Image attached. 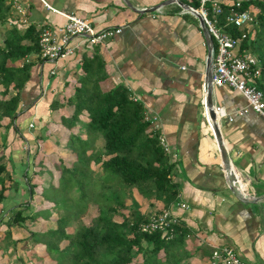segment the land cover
<instances>
[{"label": "crops", "instance_id": "0c3cea01", "mask_svg": "<svg viewBox=\"0 0 264 264\" xmlns=\"http://www.w3.org/2000/svg\"><path fill=\"white\" fill-rule=\"evenodd\" d=\"M44 1L56 11L45 7L41 0H20L26 6V24L20 23L14 10L11 20L22 27L32 24L37 31L42 27L55 29L65 20L61 13L73 12L96 30L117 26L121 30L94 44L72 37L74 53L55 61H43L35 53L26 56L31 65L28 79L19 91L15 128L0 126V135L6 136L3 147L6 169L10 171L13 164L14 179L13 183L6 182L9 188L3 205L10 206L27 197L22 173L28 155L53 156L51 148L61 153L51 161L43 156V170L34 166L33 180L42 182L51 175L45 165L52 168V180L56 183L54 174L58 171L52 164L59 160L69 164L75 159L64 145L67 129L60 124V115L70 110L65 98L78 83L82 59L97 53L105 71L101 86L124 85L131 97L141 102L145 114L157 117L152 127L167 146L165 153L172 165L170 178L177 186L175 202L188 205L182 208L173 203L169 207L178 222L189 230L185 247L191 255L185 264H207L211 249L221 244L232 247L245 264H264V196L242 202L224 182L217 142L202 104L205 39L197 17L178 4L180 1L189 5V0H165L150 11L141 9L161 0H128L134 8L124 0ZM233 1L222 0V8L226 6L230 11ZM234 51L248 53L239 45ZM211 99L213 105L221 106L225 112L218 117V126L242 191L246 195L263 193L264 119L247 107L238 90L226 84H213ZM53 101L59 102L58 107H51ZM43 171L47 172V179ZM34 189L33 199L38 204L37 187ZM143 200L146 201L139 197L137 201L144 215L160 208V203L152 199H147V207L143 208Z\"/></svg>", "mask_w": 264, "mask_h": 264}, {"label": "trees", "instance_id": "16d2710c", "mask_svg": "<svg viewBox=\"0 0 264 264\" xmlns=\"http://www.w3.org/2000/svg\"><path fill=\"white\" fill-rule=\"evenodd\" d=\"M189 2L196 6L195 0ZM243 8L254 15V23L239 47L255 56L259 73L253 82L264 92V0H239L236 9ZM11 10L6 0H0V126L4 128L10 125L15 128L19 91L28 79L31 65L25 57L38 51L39 31L32 24L22 27L13 22ZM229 12L223 6L221 18ZM224 28L232 35L241 31L232 24ZM103 65L97 53L84 57L78 83L65 98L70 110L60 115V124L67 129L64 145L75 159L69 165L62 160L53 163L60 165L59 169L57 165L54 167L60 170L56 185L62 194L43 192L45 187H56L50 178L43 182L33 180L34 166L39 170L43 166L42 161L35 160V153L33 158L27 156L22 173L27 197L19 203L3 205L9 188L6 182L14 179L13 164L9 171L4 160L6 136L0 135V225L4 226L0 264L12 260L14 264H28L15 254L19 239L12 235L14 225L25 220H40L42 224V228L28 229L25 236L19 237L27 242L25 250L31 249L39 264H185L190 257L185 247L189 232L185 224L177 221L170 235L167 230L148 233L138 228L148 215L139 211L132 190L140 198L160 203L158 211L176 201L177 186L170 178L172 165L159 143L158 133L144 119L141 102L133 99L122 84L103 88ZM58 104L53 101L51 107ZM99 137L103 138L100 148L95 145ZM7 160L11 162L10 158ZM91 160L99 171L88 178L85 174L93 172ZM95 180L99 182L95 185L98 189L93 190ZM34 187L40 197L38 204L33 199ZM89 201L96 206V213L85 223L81 215L85 214ZM38 246L42 250L36 252Z\"/></svg>", "mask_w": 264, "mask_h": 264}, {"label": "built area", "instance_id": "2783aa9c", "mask_svg": "<svg viewBox=\"0 0 264 264\" xmlns=\"http://www.w3.org/2000/svg\"><path fill=\"white\" fill-rule=\"evenodd\" d=\"M6 1L10 4L12 10L19 14L20 23L26 24V6L20 0ZM41 1L45 7L56 11L44 0ZM195 1L196 6L190 4L189 6L199 13L212 39L211 84H226L238 90L245 97L247 107L264 119V92L253 82L259 73L257 60L251 54L234 51L238 47L240 40L250 31L254 23V15L247 8L236 9L239 5V0H234L231 4L230 12L224 16L221 22L222 0ZM187 10L189 11V9ZM61 14L65 19L63 23L56 26L55 29L42 27L38 32V51L35 54L43 61H55L58 58L72 55L75 48V44L70 42L72 37H79V39L89 44H94L111 37L121 30L120 26L96 30L88 20L73 12H63ZM231 24L241 29L239 35H232L225 30L224 27ZM25 60L27 61V57ZM202 104H205L204 98L202 99ZM213 110L217 117L225 115L223 108L219 105H213ZM204 114L207 117L206 111ZM144 119L151 126H155L157 117L144 113ZM228 119H231V117L228 116ZM157 138L163 151H165L167 146L159 133ZM173 205H178L182 208L188 207L184 202L178 201L174 202ZM177 221V217L170 211V208L166 207L151 212L145 220L139 222L138 228L140 231L148 233L156 229L167 230L170 235L172 226ZM207 264L245 263L237 257L232 247L221 244L215 245L211 249Z\"/></svg>", "mask_w": 264, "mask_h": 264}, {"label": "water", "instance_id": "95a60500", "mask_svg": "<svg viewBox=\"0 0 264 264\" xmlns=\"http://www.w3.org/2000/svg\"><path fill=\"white\" fill-rule=\"evenodd\" d=\"M124 2L128 5L134 8L131 3L128 0H124ZM165 0H161L160 2L154 4L151 7L141 9L142 11H150L155 9V7L163 4ZM178 4L181 6H185L189 9L190 12H192L198 19L199 26L201 28L202 35L205 39V45H206V56L204 60V69H203V87H204V103H205V111L207 113V119L212 127L213 134L215 137V140L217 142L218 150H219V157H220V163L221 168L223 172V178L226 186L231 191V193L240 201L242 202H253L261 197L264 196L263 193H259L257 195H246L242 189L241 185L238 182V179L236 175L234 174L227 157L226 149L224 147L220 129L218 126L219 118L216 116L214 110H213V103L211 99V69H212V57H211V47H212V39L209 35V32L207 31V28L202 21L199 13L191 8L189 5L178 1Z\"/></svg>", "mask_w": 264, "mask_h": 264}, {"label": "rangeland", "instance_id": "374dc122", "mask_svg": "<svg viewBox=\"0 0 264 264\" xmlns=\"http://www.w3.org/2000/svg\"><path fill=\"white\" fill-rule=\"evenodd\" d=\"M0 29H1V27H0ZM6 121V119H3L2 120V123H4ZM50 135H52V136H54L53 134H51L50 133ZM102 143H103V138L102 137H99L97 140H96V145H97V147H101L102 146ZM41 147V146H40ZM51 149H53L54 151H52V153H53V156H50V155H46V154H44L43 156H45V158H47V160H54V159H58L59 158V156L61 155V153L60 152H57V150L55 149V148H51ZM42 151V150H41ZM47 151H49L48 149H47ZM58 155V156H57ZM43 156H42V154L41 153H38L37 155H36V157H35V160H37V161H41V160H44V158H43ZM45 164V163H44ZM65 164H67V165H69L68 163H65ZM53 165V164H52ZM54 165H57L58 166V169L60 168V165L59 164H54ZM54 165H53V168L55 169V167H54ZM97 165H95V164H93V165H91V167H92V170H93V172H87L85 175L86 176H88V178H90L91 176H96V174L98 173V171H99V168H97L96 167ZM45 168H46V171L47 172H50L51 174H52V168H49V167H47V165H45ZM36 169V168H35ZM42 170H43V168H41ZM57 168L55 169V170H57L58 171V174L55 172V174L54 175H56L57 177H58V175H59V172H60V170H58ZM46 171H43V177L45 178V179H47L48 178V176H47V172ZM52 177L53 176H51V175H49V178L50 179H52ZM41 178V177H40ZM42 181V180H41ZM39 182H40V180H39ZM12 183H13V181H12ZM11 183V184H12ZM97 183H99L98 182V180H95V181H93V186L94 187H91V188H93V190H96V189H98L97 188V186H95V185H97ZM52 184L54 185V186H56V187H45L44 189H43V192H46V193H56V194H62L63 193V191H62V189H60V188H58V185H56V183H55V180H52ZM132 192H133V196H134V198L136 199V200H138L139 199V196L135 193V191L134 190H132ZM35 197H36V199H39L40 197H39V195L38 194H36L35 195ZM138 198V199H137ZM144 201V200H143ZM141 201V206H143V208H146L147 207V202H148V200H146V201ZM125 203H126V205L128 204L129 205V199H126V201H125ZM49 203L47 202V205H48ZM139 205H140V203H138ZM123 211L125 212V213H127V209L126 208H124L123 209ZM96 213V206L94 205V203L93 202H88V205H87V208H86V211H85V214L84 215H81V219H82V221L83 222H85V223H87L89 220H90V218L94 215ZM73 224V226L74 225H76V222H72ZM3 228H4V226L3 225H0V245H3L4 244V242H3V238H2V235H3V232H2V230H3ZM39 228H42V224L40 223V220H38V221H31V220H25V222L23 223V224H20V225H14V228H13V231H12V235L13 236H15L16 238H18L19 240H17V242H16V246H15V249H14V251H15V254L16 255H18V256H20V257H22L23 258V260L25 261V262H27L28 264H33L34 262H36L37 264H39L38 262H40V260H38V259H36V256H34V254L32 253V251H31V249H29V250H25V248L26 247H28V246H26V241H22V238H19V237H23V236H25L26 234H27V230L28 229H31V230H37V229H39ZM69 229H72L71 227L69 228ZM27 241H29V240H27ZM42 250V247L41 246H38L37 247V249H36V252H38V251H41ZM11 254V253H10ZM10 258L11 259H14V255H10ZM3 261V259H1L0 258V262H2ZM14 261L12 260V261H10L8 264H14L13 263Z\"/></svg>", "mask_w": 264, "mask_h": 264}]
</instances>
